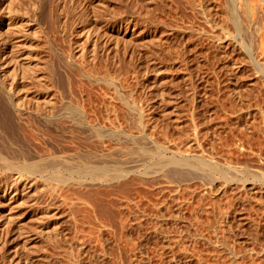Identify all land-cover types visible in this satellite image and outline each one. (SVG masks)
Segmentation results:
<instances>
[{
  "label": "bare ground",
  "instance_id": "bare-ground-1",
  "mask_svg": "<svg viewBox=\"0 0 264 264\" xmlns=\"http://www.w3.org/2000/svg\"><path fill=\"white\" fill-rule=\"evenodd\" d=\"M18 1L10 0L8 4L6 0H0V209L4 207L9 209L8 213H6L7 210L0 211L1 218L2 215L7 218V222L2 224V228L0 227V232L3 231L0 234L1 248L9 244L5 227L11 234V230L19 229L17 234L24 239V242L22 241L24 250L35 242V238L28 236V232L24 231L22 227L24 224L19 220L21 217L18 218L17 215L15 216L16 213H11L15 205L21 206L18 210L25 207L24 213H27L30 221L36 224V235L43 238L42 240H47L61 236L57 220L59 208L62 205L77 213L81 212L80 209L83 207L89 208V212L92 210V214L109 222L108 219L112 215V213L109 214L111 208H115L119 202L121 205L122 202L129 205L131 203L129 195L133 187L148 183L153 185V188H155L154 184L157 187L161 184L166 185L165 187L170 188L175 194L191 191L192 186L198 182L201 183L205 193H213L215 196L226 194L231 190L238 201L242 199V193L261 199L262 196L259 195H264L262 168L264 160L260 168L252 170L248 162L236 161L235 163L231 160L234 158L229 152L233 153V156V150L236 152L239 150L240 154L244 152L248 154L252 148H250L253 141L252 132L254 131L253 134L256 133L255 131L264 133V0H227L225 6L220 5L222 9L220 6L218 8L214 6L212 0H196V9L204 15L203 20L206 25V29L203 27L202 32L198 31L200 34L196 32L213 40V43L215 41V44H219L218 47L227 51L222 54L224 60L220 58L221 55L213 56V58L207 55L206 59L212 61L211 59L218 58L217 61H220L219 59L227 61L233 58L230 53H237V57L234 54L236 59L238 55L241 56L240 61L239 59L233 61L234 57L231 61H227V68L224 67L228 69L225 80L226 90L233 100L230 110L236 118L234 121L238 122L236 124L239 126L245 124L242 125V129L245 130L242 131L245 133L247 130L245 133L247 145L244 138H235L234 145L237 150L233 148L234 146L226 144L229 155L224 152L225 154L222 153L221 156L216 154L214 141L210 142L212 146H208L209 149L206 147L207 150H204L199 143L200 133H203L204 129L202 126L204 125L203 127L207 129L208 126L205 125L210 123L208 119L204 124L201 123L202 130L195 119L192 120V135H189L190 137L187 135L186 149L182 146L184 150L179 144L172 142L174 139H170L172 141L168 144H165L167 142L164 140L165 143L161 144L154 139L155 137L153 138V133L151 135L145 131L149 125L145 124L144 110L129 99L132 98L131 95H127L129 83L125 84L121 76H115L117 66L121 63L122 67V60L117 58L118 61H116L117 47L120 44L119 40L124 39L128 34L127 26L124 33L121 31L123 26H119L122 24L117 26L112 23L105 26L101 24L100 18H97L101 16L103 20L104 17L107 19L109 17L110 20L112 16L110 2L113 1L71 0L70 3L67 0H32V3L30 0V4L32 3L30 8H22ZM66 1L72 5V12L68 4L69 12L66 9ZM79 16H84L86 21H84L85 24L82 21L81 33L69 26L72 19L76 20L78 17L79 20ZM229 20L235 30L231 25L233 29H230ZM66 31L77 37L75 40L69 38L71 41L69 50L62 49L63 44L60 47L55 45L62 40L63 43L67 41L59 37L60 35L66 38ZM79 38H81L80 41H78ZM69 40L67 42H70ZM119 50L121 52L122 49ZM172 52L168 53L172 54ZM136 54L139 60L145 58L143 53ZM132 55L135 53L133 52ZM175 58L172 59L175 60ZM124 59L125 62L130 61ZM170 59L169 61L172 60ZM169 61L168 63L172 62ZM184 61L186 60L182 62ZM222 61L220 63H223ZM153 63L155 64V61ZM128 66L126 70H129ZM157 66L155 67L159 72L161 65L157 64ZM243 68L245 73H242ZM129 73L125 71V76L128 77ZM191 74L192 72H189V76L182 79L183 82L190 81L189 84H192L194 74ZM196 79L198 81V78ZM195 81L194 79V83ZM198 82V85L193 84L195 85L193 91L191 89L193 97H200L201 92V97L205 96L209 91V80L206 74H202ZM184 84L188 83L184 82ZM159 85L154 93L163 100L166 98L165 91L162 83L161 86ZM192 86L185 87L189 89ZM96 87L101 89L102 95H98L101 96V105L103 102L105 112L102 114L101 107L99 108L101 112L98 108V110L91 109L92 120L90 118L92 113L87 112L85 103L87 101L88 105L93 106L92 90ZM107 96L110 99L116 96L122 103L120 105L126 107V110L121 109L123 112L119 110L125 114L122 116L124 120L132 114L136 115L134 119L138 123L134 122L137 123L138 129L142 128L140 129L142 134H134L133 130L130 129L131 132L124 129V124L119 120L121 113L118 107L115 104H112L113 106L105 104ZM58 100L62 105H58ZM221 106L224 108L223 105ZM170 112L166 115L172 116ZM256 117L260 119V122ZM124 120L121 119V121ZM153 127L154 131L159 126L154 124ZM135 131L138 132V130ZM242 131L239 130V132ZM165 134L163 132L162 136L167 139L168 136ZM141 139L146 144L149 140L152 146L147 147L144 142L143 145L140 142ZM229 148L233 150L229 151ZM258 152L255 153L256 156H262L264 153L263 150L262 153ZM232 213L234 212H228L226 215L229 216ZM177 216L174 218L178 219ZM222 244L227 250L229 249L225 243ZM16 245L19 246V244ZM247 252L251 253L253 249ZM257 252V255L261 256L264 254V248L261 252ZM230 254L233 264H239L237 259L241 255L237 256L231 249ZM20 261L19 259L17 263ZM24 261L25 264H35L30 256H26Z\"/></svg>",
  "mask_w": 264,
  "mask_h": 264
},
{
  "label": "rangeland",
  "instance_id": "rangeland-1",
  "mask_svg": "<svg viewBox=\"0 0 264 264\" xmlns=\"http://www.w3.org/2000/svg\"><path fill=\"white\" fill-rule=\"evenodd\" d=\"M6 1L7 3L8 1L10 2V0ZM67 1H70L71 3V0ZM67 1L65 7L67 10L70 7L71 11L72 5L70 3L68 4ZM110 1H113L110 2V6L112 5V8L110 7V10H112L110 12L113 17L110 15L112 17H110V20L109 17L108 19L107 17H104L105 20L104 18L102 20L101 16H97V18H100L99 20L101 24L105 26L111 25L112 23H115L117 26L122 24L119 26H123L121 31L124 33L126 32L125 27L127 26L126 33L128 34L124 39L119 40L120 44L118 45L119 47H117L116 59L119 58L122 60V67L120 66L121 63L117 66L118 70H115V76H121L124 79H122V81H124L125 84H127V82L129 83V85L127 84L128 88L130 87L127 95L132 96V98L129 99H132L137 107L144 110V121L146 120L145 124L149 125L147 126L149 130L145 129V131L150 134L153 133L154 135L151 134L153 138L155 137L154 139L159 141V143L161 142V144H164L165 142H167L165 144H168V142H171L174 139L172 142H175L179 144L180 147L183 146L186 149L188 143L187 138L192 135L193 131L192 120L195 119L196 124L200 125L201 129V123L204 124L208 119L210 120V123H206L207 125H205L206 127L208 126V128L206 129L203 127L204 125L202 126V129L204 128L203 133H200V139H198L204 150L206 147L208 148V146L211 147V143L214 141L215 143L213 142V145L215 144L216 146V154L221 156L222 153L228 151V146H226V144L231 147L234 146L233 148L236 149L234 145L235 138H244L246 141L245 133L247 130L245 133L242 131L245 130L242 129V125L244 126L245 124L240 126L239 124H236L238 122H235L236 118L231 113L230 106L233 100L231 95L227 93V85L225 81L228 73V69H226L227 61H231L235 57L234 54H236L237 57V53H230V56L233 55V58H230V60L227 59V61H222L224 60L222 54H224L226 50L218 47L219 44H215V41L213 43V40L208 37L198 35V31L202 32L203 27L205 28L206 25L204 24L205 20H203L204 15L200 14L196 9L197 1ZM18 2L21 4L22 8H30V5L32 4H30V0H19ZM212 2H214V6H217L218 8L221 4L225 6L227 0H212ZM192 5L194 6L192 7ZM66 9L65 11L67 12ZM72 17L74 18V16ZM79 20L78 17L76 20L72 19L69 26L73 27L74 30H79L78 32L81 33V27L85 21L84 16H79ZM75 21H77V23ZM228 22H230L228 23L229 27L231 25L235 30L231 21L229 20ZM67 31L65 33L66 38H62L59 35L61 40L65 39L68 41L69 38L74 40L77 39L72 33L69 34L74 36L72 37L70 35V37H68L69 34ZM59 37L57 38L59 39ZM58 39L57 42L59 41ZM80 40L81 38L78 39V41ZM67 41H65L66 44L68 43L67 45L63 43V40L61 43L58 42L59 44L55 45L60 47V45L63 44L62 46L64 48L62 46L61 48L69 50L71 46H69V44H71V41ZM127 45H130L129 48L131 49H129ZM123 48L126 49H124L125 52H123ZM119 49H122L121 52ZM169 51H173V55L168 53ZM133 52L136 55H132L134 57L131 56ZM138 52L143 53V57L145 58L142 60L137 59L138 57L136 53ZM125 53L128 54L126 55ZM167 53L170 54V56H168ZM207 55L209 58L221 55L222 57L220 58L222 60L219 59L220 61H217V58L211 59L212 61H210L208 58V60L206 59ZM123 57L126 58V60H130L131 58V60L125 62ZM169 57L175 58V60L172 58L171 60ZM239 57L241 58V56L238 55V58L236 59L237 61L238 59L240 61ZM169 59L172 62L169 61ZM183 60L186 61L182 62ZM116 61H118V59ZM154 61L155 64L153 63ZM168 61L171 63H168ZM177 61H180V64ZM221 61L223 63H220ZM224 63L226 64L224 65ZM128 64L133 67H129ZM157 64L161 65L159 72L156 70V67H158ZM127 66L130 71L126 70ZM139 66H141V69H139ZM224 66H226V68ZM118 67H121V70ZM176 67L178 70H176ZM132 68L133 70H131ZM179 68L181 70H179ZM187 69L189 71H187ZM190 69L193 70L191 71ZM244 69L245 68H243L242 73H245ZM124 70L130 72L127 74L128 77L125 76L126 74ZM141 71L142 73H140ZM122 72H124L123 75ZM189 72L194 74L193 81L192 84H189L190 81H184L186 84L188 83L185 85L183 80L186 76H189ZM202 74H206L208 77L209 91L205 96L201 97V92V95H199L200 97H193L191 89L193 91V87L195 86L193 84H199L198 81H200ZM196 78H198V81ZM194 79L196 80V83H194ZM161 83L163 85V90L165 91L164 96L166 97L163 99L166 100L164 102L160 96L154 93L157 89V85L160 84L159 86H161ZM188 85L193 86L188 89ZM92 91V97L94 100L93 106L90 104L88 105L89 102L87 101L86 103L84 102L87 104V112L92 113L91 109H99L101 107V109L103 108L102 114H104V105L103 102V106L101 105V96L98 95H102L100 93L101 89L96 87V89L94 88ZM195 98L197 99L195 100ZM58 101V105L61 104L60 100ZM105 102H107L105 104L108 105L115 104V106L118 107V111L121 109L126 110V107L120 105L122 103L116 96L113 99H110V97L108 98L107 96ZM220 104L227 110L222 108ZM102 110L99 109L98 111L101 112ZM122 110L121 112H123ZM170 111H173L174 113ZM121 112L119 111V113ZM169 112L172 114V116L170 115L171 117L166 115V113L168 114ZM124 115L125 114L121 113L120 116L122 117ZM132 115H129L130 117H125V120L124 117L121 118L119 116V120L124 124L123 126L126 131L133 130V132L131 131L132 133H137L139 135V133H141L140 129L142 130V128L139 127L140 129H138V122L135 120L136 115ZM255 116L258 117V115ZM174 117L176 119H174ZM257 117L256 119L260 122V119ZM90 118L93 120V113ZM121 119L124 121H121ZM152 119L153 121H151ZM176 120L178 122H176ZM246 122H248V120H246ZM246 122L244 121V123ZM154 124L159 126L154 129L155 132L153 131ZM234 124L237 126L235 125L233 127ZM160 127L161 129L163 128V132L168 136V138L166 136L167 139H165V136H162L163 132ZM240 129L242 132H239ZM134 130H138V132H134ZM150 130L152 132H150ZM214 130L216 131L215 133ZM253 132L251 134L253 141L251 139L252 144L250 145L252 146H250V148L252 147L254 152L251 148L248 154L247 152L240 154L241 152H239V150L236 149L238 151L236 152L233 148H229V151L233 150L234 156L233 153H229L232 154L234 159L231 160H234L235 163L238 161L241 163L248 162L250 164L248 165L249 167L251 166L252 170H257L264 162H262V160H264V158H262L264 153L262 156H256L257 154H255L260 149V153H262V150L264 151V133L261 131H255L256 133L253 134ZM141 140L140 142L143 143V139ZM146 142L147 144L144 143L147 147L150 145L152 146V143L149 140ZM245 143L247 145V141ZM226 154H228V152ZM262 168L264 170L263 166ZM200 184L198 182L194 184L191 191H181L175 194L171 192L170 188H168L170 189L168 190L165 187L166 185L162 186L163 184L158 187L154 184L155 188H153V185L151 186L150 183L144 185L146 188L144 186H140L142 188L138 186L133 187L129 195L131 199L129 205L123 202L121 205V202L116 201L119 203L115 208L110 207L112 210L109 209L111 210L109 214L112 213L113 215L114 213V215H111V218L108 219L109 222H106L100 216L92 214V210L89 212V208L87 209L83 207V209H80L81 212L77 213L72 212L69 207L67 208V206L62 205L63 207L61 206L59 208V219L57 220L61 236L56 239L42 240L43 238L36 235V224L30 221V217H28L27 213H24L26 212L25 207L18 210L21 206L18 207L15 205L13 207L14 209L11 210V213H16L15 216L17 215L16 217L18 218L21 217L19 220L24 224H22L24 231L28 232V236L35 238V242L32 240L33 243L31 242L32 244L24 250L22 247L24 239L18 237L19 234H17L19 229L17 231L10 229L12 231L11 234L9 229L4 225V229H6L5 231L8 232H5V234L7 233L6 238L10 245L7 244V247H3V245V248L0 247V264H16L19 259L21 261L17 264H25V261L23 262V260L26 256H30L35 264H233L230 249L233 250V253L237 254V256L241 255L237 259L239 264H264V254L260 253L261 249L264 248V195H259L262 197L261 199H259L260 197L257 199L242 193V199L238 201L234 198L235 194L231 190L226 194L215 196L213 193H205ZM8 210V207L0 209V211H6V213H8ZM231 211L234 213L227 216L226 213ZM176 216L178 219L180 218V221L174 218ZM5 222H7V218L2 215V218L0 219L1 228L3 227L2 224H5ZM1 232L0 234H2ZM222 243H225L229 249L227 250ZM1 244L2 242L0 245ZM16 244H19V246ZM12 248L15 249L13 250ZM27 249L29 253L27 252ZM249 249H253V252L246 253ZM257 251H260L259 254L262 255H257ZM252 253L254 254L252 255ZM20 254L22 255L21 257Z\"/></svg>",
  "mask_w": 264,
  "mask_h": 264
}]
</instances>
